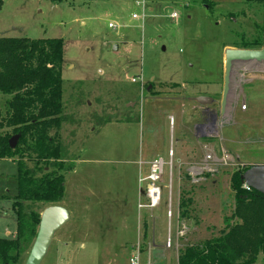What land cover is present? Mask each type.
I'll return each instance as SVG.
<instances>
[{
	"label": "rangeland",
	"instance_id": "374dc122",
	"mask_svg": "<svg viewBox=\"0 0 264 264\" xmlns=\"http://www.w3.org/2000/svg\"><path fill=\"white\" fill-rule=\"evenodd\" d=\"M263 23L264 9L254 0L4 2L0 39L65 43L66 121L59 136L73 169L59 206L71 220L41 264H130L137 253L140 264H148L151 253L152 264L162 259L177 264L185 247L222 234L235 210L232 174L264 165V63L234 66L231 104L224 115L213 107L215 124L200 121L207 107L191 98L222 100L225 52L257 38ZM10 100L0 94L4 118ZM202 125L206 129L197 133ZM170 150L174 217L169 221V167L156 210H138V181L145 171L140 161L160 154L169 162ZM224 153L227 165L206 161ZM18 169L17 159L0 160V239L17 238ZM187 199L191 212L184 220L180 202ZM34 242L22 246L19 264H26ZM156 250L167 254L155 257ZM255 264H264V253Z\"/></svg>",
	"mask_w": 264,
	"mask_h": 264
},
{
	"label": "trees",
	"instance_id": "16d2710c",
	"mask_svg": "<svg viewBox=\"0 0 264 264\" xmlns=\"http://www.w3.org/2000/svg\"><path fill=\"white\" fill-rule=\"evenodd\" d=\"M5 1L0 0V8ZM44 1L59 4L64 0ZM254 1L264 9V0ZM258 29L257 38L244 41L237 48L261 50L264 23ZM64 48L62 39H0V94L11 97L7 117L0 114V160L17 159L19 167L17 195L13 199L17 238L0 239L2 264H19L22 246L36 240L43 213L37 207L59 205L66 196V174L73 167L67 146L59 136L66 121ZM52 131L56 133L52 135ZM15 137L17 144L11 148ZM25 160L33 166L29 167ZM248 169L231 176L235 196L231 223L219 237L185 247L178 264L257 263L264 253V196L244 188L243 175ZM191 204V199L180 202L182 219H190Z\"/></svg>",
	"mask_w": 264,
	"mask_h": 264
},
{
	"label": "water",
	"instance_id": "95a60500",
	"mask_svg": "<svg viewBox=\"0 0 264 264\" xmlns=\"http://www.w3.org/2000/svg\"><path fill=\"white\" fill-rule=\"evenodd\" d=\"M264 63V47L261 50L228 49L225 52L224 88L221 101V114L228 107L232 91V75L234 66L239 63ZM202 106H209V97L193 99ZM18 138L11 140V148L17 144ZM243 181L251 190L264 196V165L249 167L243 175ZM71 220L70 212L59 205L48 206L41 215V222L36 240L26 261V264H41L46 257L55 235Z\"/></svg>",
	"mask_w": 264,
	"mask_h": 264
},
{
	"label": "built area",
	"instance_id": "2783aa9c",
	"mask_svg": "<svg viewBox=\"0 0 264 264\" xmlns=\"http://www.w3.org/2000/svg\"><path fill=\"white\" fill-rule=\"evenodd\" d=\"M178 15L175 13L172 15V18H177ZM133 19L138 20L139 16L136 14L133 15ZM109 28L116 29L114 25H110ZM133 82H137L136 80H133ZM230 160V157L223 155V157L218 160L213 155L206 156L207 162H213L215 163V166L217 165H227L228 161ZM173 153L170 152V159L169 162H167L164 158L158 157L151 161L148 166L149 170L145 174H140L139 177V191L141 198L139 199L138 204V210L140 212L142 211H153L156 210L162 202L163 198V181L164 176L166 173V167H169L170 170V184L168 185L169 188V200H168V211L167 216L169 221L173 219V204H172V189H173ZM244 188L250 191L251 189L246 186L244 183ZM130 264H140V253H137L130 259Z\"/></svg>",
	"mask_w": 264,
	"mask_h": 264
},
{
	"label": "flooded vegetation",
	"instance_id": "af4514ba",
	"mask_svg": "<svg viewBox=\"0 0 264 264\" xmlns=\"http://www.w3.org/2000/svg\"><path fill=\"white\" fill-rule=\"evenodd\" d=\"M233 77V75H232ZM231 98V97H230ZM229 98L228 106L231 104V99ZM221 101L222 100H216L215 98L212 99L209 106H204L205 108H209V111H202L201 112V120L202 122H212V124H215L218 118L217 112H216V106L221 107ZM213 107H216L213 109ZM222 115V114H221ZM198 126V125H197ZM201 128H196L197 133L204 132L206 129V126L202 125Z\"/></svg>",
	"mask_w": 264,
	"mask_h": 264
},
{
	"label": "crops",
	"instance_id": "0c3cea01",
	"mask_svg": "<svg viewBox=\"0 0 264 264\" xmlns=\"http://www.w3.org/2000/svg\"><path fill=\"white\" fill-rule=\"evenodd\" d=\"M119 48L118 47H116V50H118ZM194 98H195V96H194ZM193 97L191 98V100H193L194 99ZM158 100V99H157ZM179 101H177V100H175L174 101V103H175V105L177 106V103H178ZM179 108V107H178ZM210 109L209 108H206L205 109V111H209ZM170 121H171V123L174 121V118L173 117H171V119H170ZM182 121H184V119H183V112H182V117H181V123H182ZM180 147H181V140H180V146H179V149H180ZM170 152H172L171 150H170ZM158 157H162L160 154H157V155H154V156H152V158H149V159H147V160H145V161H140V163L141 164H139L140 166H142L144 169H145V171H143V170H141L140 172H142V174H145V173H147L148 172V170H149V166H148V164L151 162V161H153L154 159H156V158H158ZM173 158H174V155H173ZM146 167V168H145ZM142 169V168H141ZM140 190V189H139ZM156 252V256L155 257H157L159 254H162V255H164V254H167L166 252L167 251H165V253L163 254V253H159V251L158 250H156L155 251ZM151 260H152V253H151ZM149 261V263L148 264H152V261ZM156 261V260H155ZM155 263V262H154ZM160 264H165V261L162 259V260H160ZM178 264V263H177Z\"/></svg>",
	"mask_w": 264,
	"mask_h": 264
}]
</instances>
